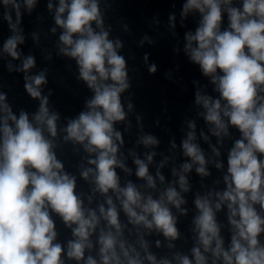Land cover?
Returning a JSON list of instances; mask_svg holds the SVG:
<instances>
[{
  "label": "clouds",
  "instance_id": "obj_1",
  "mask_svg": "<svg viewBox=\"0 0 264 264\" xmlns=\"http://www.w3.org/2000/svg\"><path fill=\"white\" fill-rule=\"evenodd\" d=\"M2 2L11 5L16 14L15 23L10 14H5L14 35L5 42L4 51L18 59L17 45L23 43L18 27L20 4L16 0ZM35 3L36 0H24L29 11ZM193 10L202 19L194 34H186L185 51L219 93L218 98H213L197 91L195 103L205 110L201 115L214 126L210 129L214 136L228 135L231 126L241 138L228 154L226 190L215 193L214 204L209 199L211 193L195 200L199 214L193 220L197 243L191 249L192 258L175 253L172 259H158L145 239L146 234L155 231L169 241L168 248L175 246L171 242L180 233L169 205L181 210L185 201L180 192L169 186L153 198L131 181L120 186L115 169L130 172L117 158L116 142L122 143V139L113 126L125 119L120 94L129 88L125 59L117 53L120 41L109 40L106 31L93 30L92 22L102 24L96 0H59L55 22L64 29L60 41L65 47L61 51L76 59L80 78L94 91L93 98L87 101L88 110L70 120L64 129V139L95 153V158L87 161L95 167L84 168L80 175L85 180L92 178L93 192L106 197L107 207L100 204L98 212L85 207L76 193V177L64 171L53 151V141L44 134L46 130L56 137L59 118L49 111L47 98L41 97L45 76H25L27 93L40 100L31 121L23 111L17 118L0 94V112L4 113L0 117V264H209V260L211 264H264V243L260 239L264 234V0H242V8L232 6V0H187L182 15ZM223 12L227 13L228 27L222 30ZM34 64V58L29 56L21 70L27 72ZM149 71L154 73L156 66H150ZM109 80L112 83H106ZM189 128L193 131L182 141V148L192 163H184L182 170L187 173L197 164L196 172L206 176L209 173L204 154L194 143L195 124L190 123ZM140 143L147 147L158 141L146 135ZM152 155L147 156L149 163ZM134 163L136 176L146 180L149 188H155L148 164L139 158ZM173 174L177 175L175 171ZM157 176L163 182L159 172ZM178 183L181 191L189 190L184 175H179ZM110 190L133 226L128 236L127 225L121 223L120 211L108 195ZM225 204L231 225L227 248L216 219V211ZM51 213L71 229L72 239L66 244L57 240ZM133 233L135 240L129 239ZM156 245L159 247L160 241Z\"/></svg>",
  "mask_w": 264,
  "mask_h": 264
}]
</instances>
